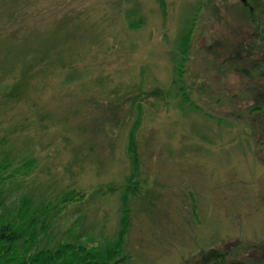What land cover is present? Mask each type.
Segmentation results:
<instances>
[{
  "label": "rangeland",
  "instance_id": "1",
  "mask_svg": "<svg viewBox=\"0 0 264 264\" xmlns=\"http://www.w3.org/2000/svg\"><path fill=\"white\" fill-rule=\"evenodd\" d=\"M239 47L264 56V0H0L7 203L50 204L51 243L73 230L99 245L115 238L131 189L128 264H197L227 242L264 246V110L251 111L264 102L247 91L264 82L224 65ZM16 79L30 84L12 94ZM72 190L78 197L60 205Z\"/></svg>",
  "mask_w": 264,
  "mask_h": 264
},
{
  "label": "trees",
  "instance_id": "2",
  "mask_svg": "<svg viewBox=\"0 0 264 264\" xmlns=\"http://www.w3.org/2000/svg\"><path fill=\"white\" fill-rule=\"evenodd\" d=\"M160 4L163 5V1ZM250 10L249 15L251 16V21H253L254 9L250 8ZM255 23L259 24L258 21ZM191 34L192 27H189L186 29L183 38L181 36L182 41L179 44L181 47L180 54L182 55L188 53ZM243 50H245L243 47L234 48L233 52L224 61V65L230 63L231 65H228L230 71L240 74L243 78L249 79V81L253 82L254 79L264 82V56L256 58L255 54L251 55L250 51H248V54L244 57ZM182 61V59L177 61L178 66L176 65L175 74L178 77L182 75ZM62 70H66V67L62 68ZM66 82L72 81L67 80ZM174 82L178 85L180 80L175 79ZM22 84L28 86L30 83L26 81L24 83L23 80L19 81L16 79L13 81V85H8V87H13L12 89L15 92L12 94H15L23 88ZM178 89L183 90L182 87H178ZM252 89L253 86H250L247 91L252 93L254 97L253 101L263 103L264 87L257 86L253 92L251 91ZM160 93L155 92L158 96ZM183 100L187 102L188 98L184 95ZM262 105L252 107L251 111L255 113L263 111L264 104ZM189 107L193 110H198V107L192 103ZM138 124L137 120L135 122V130ZM135 130L130 133L128 142V152L132 154L130 162L133 174L135 171L137 172L138 166L137 156H135L137 148ZM9 169V163H0V264L129 263V256L124 254V246L130 224L127 200L128 192L131 189L127 188L122 196L119 228L113 240L105 244L90 245L86 240V242L82 241L80 235L70 230L64 239L51 243L53 235L49 231L50 225L48 224V215L53 210L51 205L46 206L41 204V207L35 208L31 199L27 196L7 203L4 188L8 182L14 180L13 173L5 174ZM77 197L78 193L72 190L58 201L60 205H65ZM82 198H84V194L80 195L78 199ZM197 264H264V246L243 243L241 241L227 242L223 244L222 248H211L199 252Z\"/></svg>",
  "mask_w": 264,
  "mask_h": 264
}]
</instances>
